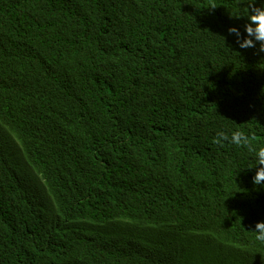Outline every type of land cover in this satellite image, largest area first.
Here are the masks:
<instances>
[{
  "label": "trees",
  "instance_id": "1",
  "mask_svg": "<svg viewBox=\"0 0 264 264\" xmlns=\"http://www.w3.org/2000/svg\"><path fill=\"white\" fill-rule=\"evenodd\" d=\"M246 14L0 0V264H195L194 239L216 264H264L254 156L212 142L264 146V53L228 31Z\"/></svg>",
  "mask_w": 264,
  "mask_h": 264
},
{
  "label": "clouds",
  "instance_id": "2",
  "mask_svg": "<svg viewBox=\"0 0 264 264\" xmlns=\"http://www.w3.org/2000/svg\"><path fill=\"white\" fill-rule=\"evenodd\" d=\"M257 0H243L246 5L247 14L245 16H236L234 18H246L247 22L244 25V31L246 35L241 34L240 30L236 27L229 28V34L235 35L236 42L242 49L255 48L257 54L264 53V6H256ZM215 4L208 7L209 9H215ZM257 45L259 47L257 48ZM255 135H250L244 131H233L229 136L228 133L220 131L213 138V143L221 147L225 142L233 144L240 148H245L254 156V167L256 168L255 175L253 177V183L255 185L264 186V146H257L255 143ZM256 233V240L264 243V221L257 222L254 229Z\"/></svg>",
  "mask_w": 264,
  "mask_h": 264
},
{
  "label": "rangeland",
  "instance_id": "3",
  "mask_svg": "<svg viewBox=\"0 0 264 264\" xmlns=\"http://www.w3.org/2000/svg\"><path fill=\"white\" fill-rule=\"evenodd\" d=\"M192 251L194 253V262L195 264H216V257L218 255V250L214 248V246H208L203 245L202 242L194 239L191 242ZM199 246L205 247L206 250H212L214 252L213 256H210L207 259H204V257L199 256L198 248Z\"/></svg>",
  "mask_w": 264,
  "mask_h": 264
}]
</instances>
